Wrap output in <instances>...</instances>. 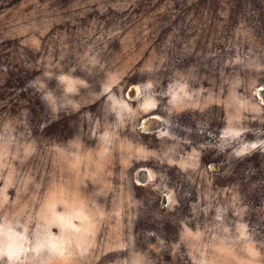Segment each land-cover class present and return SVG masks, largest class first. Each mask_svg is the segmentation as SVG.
<instances>
[{
	"label": "rangeland",
	"instance_id": "1",
	"mask_svg": "<svg viewBox=\"0 0 264 264\" xmlns=\"http://www.w3.org/2000/svg\"><path fill=\"white\" fill-rule=\"evenodd\" d=\"M0 264H264V0H0Z\"/></svg>",
	"mask_w": 264,
	"mask_h": 264
},
{
	"label": "trees",
	"instance_id": "2",
	"mask_svg": "<svg viewBox=\"0 0 264 264\" xmlns=\"http://www.w3.org/2000/svg\"><path fill=\"white\" fill-rule=\"evenodd\" d=\"M260 147H262L260 144L250 146V147H249V151H252V150L258 149V148H260ZM240 174H241V176H242V173H240ZM232 176H233V173L229 174V177H232Z\"/></svg>",
	"mask_w": 264,
	"mask_h": 264
},
{
	"label": "bare ground",
	"instance_id": "3",
	"mask_svg": "<svg viewBox=\"0 0 264 264\" xmlns=\"http://www.w3.org/2000/svg\"><path fill=\"white\" fill-rule=\"evenodd\" d=\"M263 90V89H262ZM261 93V92H260ZM146 168V167H145ZM140 182V181H139ZM147 182V181H146ZM143 183V182H142Z\"/></svg>",
	"mask_w": 264,
	"mask_h": 264
}]
</instances>
